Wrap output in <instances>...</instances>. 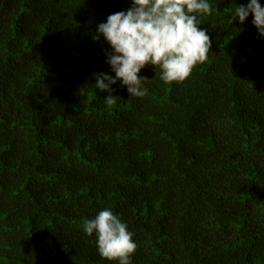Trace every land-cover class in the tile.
Here are the masks:
<instances>
[{"label":"trees","instance_id":"trees-1","mask_svg":"<svg viewBox=\"0 0 264 264\" xmlns=\"http://www.w3.org/2000/svg\"><path fill=\"white\" fill-rule=\"evenodd\" d=\"M208 2V59L108 106L93 37L133 0H0V264H118L83 231L105 208L131 264H264V36L231 22L250 0Z\"/></svg>","mask_w":264,"mask_h":264},{"label":"clouds","instance_id":"clouds-1","mask_svg":"<svg viewBox=\"0 0 264 264\" xmlns=\"http://www.w3.org/2000/svg\"><path fill=\"white\" fill-rule=\"evenodd\" d=\"M213 11L208 0H133L127 11L110 14L106 22L99 23L93 39L99 41L102 36L110 45L106 62L115 73L95 74V88L108 93L105 103H116L118 97L112 95L115 90L111 86L118 80L130 97H144L142 82L147 78L138 73L149 65L160 69V79L166 84L185 81L196 65L208 59L211 39L207 30L198 26L202 17ZM249 13L258 33L264 36V6L259 0L238 5L231 22L238 17L243 24ZM83 231L89 237L95 234L101 258L131 264L137 249L134 234L113 211L105 208L95 218L85 220Z\"/></svg>","mask_w":264,"mask_h":264}]
</instances>
